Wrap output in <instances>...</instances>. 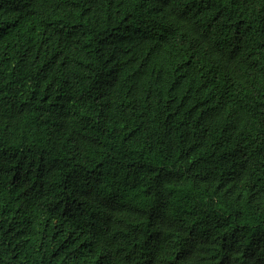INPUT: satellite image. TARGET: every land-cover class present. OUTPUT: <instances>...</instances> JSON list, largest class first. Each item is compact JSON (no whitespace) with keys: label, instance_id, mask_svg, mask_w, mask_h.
I'll use <instances>...</instances> for the list:
<instances>
[{"label":"trees","instance_id":"16d2710c","mask_svg":"<svg viewBox=\"0 0 264 264\" xmlns=\"http://www.w3.org/2000/svg\"><path fill=\"white\" fill-rule=\"evenodd\" d=\"M0 264H264V0H0Z\"/></svg>","mask_w":264,"mask_h":264}]
</instances>
